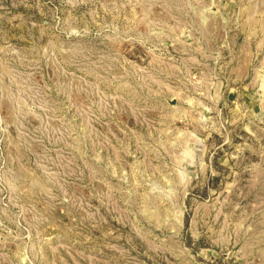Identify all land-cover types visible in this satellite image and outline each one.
<instances>
[{
  "label": "rangeland",
  "instance_id": "rangeland-1",
  "mask_svg": "<svg viewBox=\"0 0 264 264\" xmlns=\"http://www.w3.org/2000/svg\"><path fill=\"white\" fill-rule=\"evenodd\" d=\"M0 264H264V0H0Z\"/></svg>",
  "mask_w": 264,
  "mask_h": 264
},
{
  "label": "water",
  "instance_id": "water-1",
  "mask_svg": "<svg viewBox=\"0 0 264 264\" xmlns=\"http://www.w3.org/2000/svg\"><path fill=\"white\" fill-rule=\"evenodd\" d=\"M230 99H231V100H234V98H233L232 96L230 97Z\"/></svg>",
  "mask_w": 264,
  "mask_h": 264
}]
</instances>
